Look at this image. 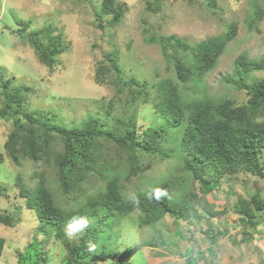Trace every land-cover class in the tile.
<instances>
[{"label": "rangeland", "instance_id": "374dc122", "mask_svg": "<svg viewBox=\"0 0 264 264\" xmlns=\"http://www.w3.org/2000/svg\"><path fill=\"white\" fill-rule=\"evenodd\" d=\"M100 1L0 0V75L4 79L10 78L14 86L26 87L27 111L54 115L60 125L81 127L90 116L111 121L107 108L115 87L110 83L98 84L95 72L99 61L104 59V52L117 50L123 75L148 81L150 100L129 107L136 109L140 130L164 123L174 134L166 144L171 156L160 158L139 153L140 161L150 163L143 176L127 180V167H119L124 192L132 198L136 191H149L173 174L178 177V182L169 193L170 199L181 202L190 193V204L185 218L166 214L151 224H141L138 209L116 214L103 225L88 219L82 230L71 235L68 223L66 239L76 242L84 235L94 233L95 246L85 262L94 257L106 258L109 253L120 254L132 247L135 249L132 264H264V237L260 230L251 236L245 233L250 229L240 222L242 212L237 209L239 200L250 202L258 188L264 199V178L253 174H241L237 179L224 177L213 191L205 194L200 191V183L193 181L191 173L182 168L183 158L176 144L185 124L171 125L152 103L158 94L160 80L169 77L178 81L173 64L164 56L158 41L147 40L148 36L174 35L194 44L221 34L227 25L236 23L235 38L227 44L216 65L201 81L180 84V88L188 98L208 95L215 99L230 97L238 104L245 103L248 94L232 83L238 78L235 59L242 53L251 60L264 57V15L253 27L247 24L253 3L257 1L264 9V0H216L214 6L207 0H161L162 9L154 12L146 9L147 0H117L126 2L125 15L113 27L104 21V28L96 25L95 12L100 11ZM22 21L30 22L29 29L51 23L55 33H62L67 47L53 70L38 60L24 35ZM250 75L249 82L263 78L264 69ZM190 87H194L196 93ZM113 105L115 113L118 109L128 108L119 100ZM13 120L11 116H0V213H17L18 222L14 226L0 223V236L5 238L0 264H18V254L32 243L42 244L41 264H63L67 254L63 240L55 235L50 225L45 228L50 234L44 232L36 212L26 208L25 198L19 195L15 184V178L20 174L24 183L33 187L38 180L35 172L46 166L28 158L16 165L8 157L4 144L14 127ZM260 159L264 162V152ZM48 182L61 198L52 167L48 168ZM248 206L252 207L251 203ZM252 210L257 215H264V211ZM98 264H113V260L107 258Z\"/></svg>", "mask_w": 264, "mask_h": 264}, {"label": "trees", "instance_id": "16d2710c", "mask_svg": "<svg viewBox=\"0 0 264 264\" xmlns=\"http://www.w3.org/2000/svg\"><path fill=\"white\" fill-rule=\"evenodd\" d=\"M207 2L214 6L216 0ZM146 9L152 12L162 9L161 0H147ZM99 10L95 12L96 25L104 28L106 21L113 27L122 21L127 4L124 1L101 0ZM263 15L264 9L255 1L247 19L248 26L256 25ZM21 24L38 60L53 70L67 47L62 33H55L51 23L38 29H29V21H22ZM236 33L237 24L232 23L221 34L194 44L174 35L147 37L148 41L159 42L164 56L172 62L178 80L166 77L158 82L153 107L171 125L185 124L176 143L183 158L182 168L191 173L193 181L200 183V191L204 194L219 187L224 177L237 179L241 174H253L264 178V162L260 159L264 152V77L248 81L251 72L264 69V57L251 60L242 53L235 59L238 78L232 83L248 94L245 103L238 104L230 97L215 99L208 95L188 98L180 88V84L184 86L201 81L204 74L216 65ZM95 81L115 87V94L107 108L112 120L90 116L81 127L68 128L60 125L54 115L27 111L26 87L14 86L10 78L4 79L0 75V116L14 118V127L4 146L8 157L16 165L28 158L46 166L35 172L38 180L33 187H28L20 174L16 176L15 184L19 195L25 198L26 208L36 212L44 232L50 234L45 229L50 225L55 235L63 240L67 249L63 264H98L107 258L112 259L113 264H132L135 252L132 247L120 254L109 253L106 258L94 257L85 262L95 246L94 233L84 235L79 241H70L65 237V226L80 219L86 222L95 219L97 224L103 225L112 216L134 209L141 212V224L155 223L166 214L185 218L189 211L190 193L181 202L170 199L169 193L178 182V177L172 174L149 191H136L132 198L125 194L119 167H127V180L143 176L150 163L140 161L139 153L160 158L171 156L166 144L174 134L164 123L140 130L136 109L129 107L139 101L147 103L150 100L148 81L136 76L126 78L117 50L104 52V59L96 67ZM191 88L196 93V89ZM115 100L123 101L128 108L118 109L115 113ZM51 167L63 200L49 185L48 168ZM194 196L198 194L194 193ZM70 203L71 207L67 206ZM249 203L252 207L248 206ZM237 209L242 212L240 222L250 229L245 233L251 236L256 230L262 232L260 226L264 215H257L252 210L264 211V199L259 188L250 202L240 199ZM17 216L14 212L0 213V223L14 226L18 222ZM46 237L49 238L48 235ZM4 246L5 238L0 236V258ZM42 251L41 243H32L18 254V264H41ZM189 261L193 262L190 258Z\"/></svg>", "mask_w": 264, "mask_h": 264}, {"label": "clouds", "instance_id": "9594fccd", "mask_svg": "<svg viewBox=\"0 0 264 264\" xmlns=\"http://www.w3.org/2000/svg\"><path fill=\"white\" fill-rule=\"evenodd\" d=\"M85 224H86V221H84L83 219L75 220V221L71 222L68 225V233H69V235L75 233L78 230H82L83 227L85 226Z\"/></svg>", "mask_w": 264, "mask_h": 264}, {"label": "built area", "instance_id": "2783aa9c", "mask_svg": "<svg viewBox=\"0 0 264 264\" xmlns=\"http://www.w3.org/2000/svg\"><path fill=\"white\" fill-rule=\"evenodd\" d=\"M260 229L262 230V235H263V237H264V220H263V222H262V224H261V226H260Z\"/></svg>", "mask_w": 264, "mask_h": 264}]
</instances>
